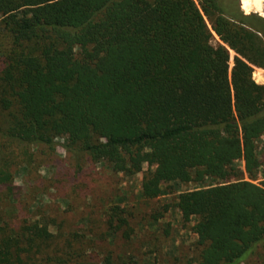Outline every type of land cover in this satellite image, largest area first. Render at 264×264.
I'll list each match as a JSON object with an SVG mask.
<instances>
[{"label": "trees", "instance_id": "1", "mask_svg": "<svg viewBox=\"0 0 264 264\" xmlns=\"http://www.w3.org/2000/svg\"><path fill=\"white\" fill-rule=\"evenodd\" d=\"M243 10L240 0H0V201H10L0 264H93L87 241L37 220L29 185L15 183L61 135L78 160L142 174L146 200L166 183L220 181L177 196L183 221L195 220L194 263L264 264V84L253 77L264 17ZM242 157L259 184L236 170ZM125 211L110 207L104 226L129 239Z\"/></svg>", "mask_w": 264, "mask_h": 264}, {"label": "rangeland", "instance_id": "2", "mask_svg": "<svg viewBox=\"0 0 264 264\" xmlns=\"http://www.w3.org/2000/svg\"><path fill=\"white\" fill-rule=\"evenodd\" d=\"M256 14L264 17V8ZM230 53L231 77L235 54L233 51ZM253 77L257 83L264 84V69L255 68ZM23 135L30 139L28 134ZM66 143V136L61 135L55 139L54 151L39 146L32 159H28V166L15 172L17 186L29 185L28 196L34 201L32 211L37 220L60 225L87 241L86 261L93 264H195L193 260L199 252L193 231L195 220L183 221L176 206L177 196L220 181L166 183L161 196L146 200L141 194L142 174L132 177L116 174L105 161L78 160L65 150ZM257 152L264 162V136L257 144ZM235 165L247 181L255 184L262 181L261 175L257 180L249 177L244 157L239 158ZM70 175L76 177L71 189ZM66 195L73 198L72 203ZM9 202L7 199L0 201V220ZM116 205L124 208L128 215L131 226L129 239L123 238L122 231L111 235L105 229V214L107 216L108 209Z\"/></svg>", "mask_w": 264, "mask_h": 264}, {"label": "water", "instance_id": "3", "mask_svg": "<svg viewBox=\"0 0 264 264\" xmlns=\"http://www.w3.org/2000/svg\"><path fill=\"white\" fill-rule=\"evenodd\" d=\"M253 4L255 6V13L261 12L264 7V0H253ZM240 6H241V9L243 10L241 0H240Z\"/></svg>", "mask_w": 264, "mask_h": 264}, {"label": "crops", "instance_id": "4", "mask_svg": "<svg viewBox=\"0 0 264 264\" xmlns=\"http://www.w3.org/2000/svg\"><path fill=\"white\" fill-rule=\"evenodd\" d=\"M263 8H264V7H263ZM244 13H245V14H250L251 12H249V13H248V12H244Z\"/></svg>", "mask_w": 264, "mask_h": 264}, {"label": "flooded vegetation", "instance_id": "5", "mask_svg": "<svg viewBox=\"0 0 264 264\" xmlns=\"http://www.w3.org/2000/svg\"><path fill=\"white\" fill-rule=\"evenodd\" d=\"M253 13H255V12H253Z\"/></svg>", "mask_w": 264, "mask_h": 264}]
</instances>
